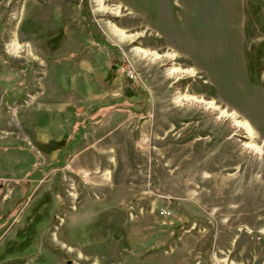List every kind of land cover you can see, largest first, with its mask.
<instances>
[{
    "label": "rangeland",
    "instance_id": "obj_1",
    "mask_svg": "<svg viewBox=\"0 0 264 264\" xmlns=\"http://www.w3.org/2000/svg\"><path fill=\"white\" fill-rule=\"evenodd\" d=\"M0 264H264V0H0Z\"/></svg>",
    "mask_w": 264,
    "mask_h": 264
},
{
    "label": "built area",
    "instance_id": "obj_2",
    "mask_svg": "<svg viewBox=\"0 0 264 264\" xmlns=\"http://www.w3.org/2000/svg\"><path fill=\"white\" fill-rule=\"evenodd\" d=\"M130 73V72H129ZM160 214L161 215H168V211L164 210V209H160Z\"/></svg>",
    "mask_w": 264,
    "mask_h": 264
}]
</instances>
